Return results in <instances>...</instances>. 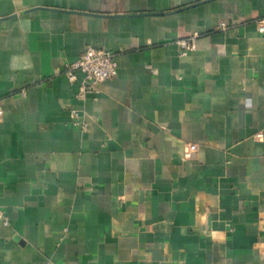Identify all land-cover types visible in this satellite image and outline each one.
I'll use <instances>...</instances> for the list:
<instances>
[{
  "label": "crops",
  "instance_id": "crops-1",
  "mask_svg": "<svg viewBox=\"0 0 264 264\" xmlns=\"http://www.w3.org/2000/svg\"><path fill=\"white\" fill-rule=\"evenodd\" d=\"M262 21L264 0H0V264H264ZM88 47L117 75L79 100Z\"/></svg>",
  "mask_w": 264,
  "mask_h": 264
},
{
  "label": "built area",
  "instance_id": "built-area-1",
  "mask_svg": "<svg viewBox=\"0 0 264 264\" xmlns=\"http://www.w3.org/2000/svg\"><path fill=\"white\" fill-rule=\"evenodd\" d=\"M259 33H264V22L258 27ZM181 49V55L194 51L193 39L182 40L178 42ZM63 74L66 76L70 83H74L81 76V86L75 95L79 100H85L88 94L97 93L98 85L109 81L117 75V63L114 59V55L92 47L85 49L81 57L68 65H65ZM3 109L0 107V122L3 116ZM71 117L75 119V126H83L82 123L77 121L78 114L76 111H71ZM184 157H189V154L184 153ZM0 221L3 225H7L8 221L0 211Z\"/></svg>",
  "mask_w": 264,
  "mask_h": 264
}]
</instances>
